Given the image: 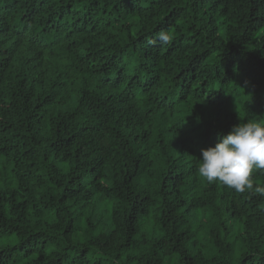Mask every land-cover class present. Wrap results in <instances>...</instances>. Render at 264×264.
Masks as SVG:
<instances>
[{"label": "trees", "instance_id": "obj_1", "mask_svg": "<svg viewBox=\"0 0 264 264\" xmlns=\"http://www.w3.org/2000/svg\"><path fill=\"white\" fill-rule=\"evenodd\" d=\"M250 118L264 0H0V264H264V197L198 173Z\"/></svg>", "mask_w": 264, "mask_h": 264}, {"label": "clouds", "instance_id": "obj_2", "mask_svg": "<svg viewBox=\"0 0 264 264\" xmlns=\"http://www.w3.org/2000/svg\"><path fill=\"white\" fill-rule=\"evenodd\" d=\"M161 44L170 43L167 31L158 33ZM264 172V119L250 118L233 125L215 146L201 149L198 173L208 183H221L237 193L264 197V185L253 183L254 171Z\"/></svg>", "mask_w": 264, "mask_h": 264}, {"label": "rangeland", "instance_id": "obj_3", "mask_svg": "<svg viewBox=\"0 0 264 264\" xmlns=\"http://www.w3.org/2000/svg\"><path fill=\"white\" fill-rule=\"evenodd\" d=\"M232 241L233 249L238 254L241 251V243L239 240H233V238H230Z\"/></svg>", "mask_w": 264, "mask_h": 264}]
</instances>
